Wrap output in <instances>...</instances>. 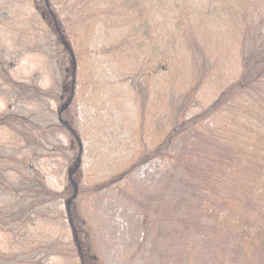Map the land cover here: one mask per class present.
I'll use <instances>...</instances> for the list:
<instances>
[{
    "label": "rangeland",
    "instance_id": "374dc122",
    "mask_svg": "<svg viewBox=\"0 0 264 264\" xmlns=\"http://www.w3.org/2000/svg\"><path fill=\"white\" fill-rule=\"evenodd\" d=\"M176 1L184 16L178 20L156 13L145 15L154 27L153 40L164 47L155 54L151 40L142 46L145 37L133 31L132 17L120 5H114L115 12L99 21L97 11L96 22L76 11L80 0H0V63L13 82L54 98L22 104L19 110L32 122L29 125L48 131L44 138L50 143L45 151H38L35 135L28 134L32 143L22 133L0 130V213L6 217L0 226V243L6 252L13 249V253H23L21 258L36 256L38 261L45 258L42 253L46 258L60 255L47 264H80V257L86 258L85 264H260L248 247L224 243L231 237L224 224L216 227L209 222L197 236H186L187 230L174 219L183 213L185 204L199 203L196 196L220 204L237 190L248 201L249 191L252 202L260 191L264 200L263 185L255 189V175L247 172L264 158V140L249 136V122L244 124L243 119L232 125L234 134L224 133L225 115L217 119V126H207L214 136L224 137L220 155L226 158L224 164H216L222 182L211 187L212 193L196 191L191 182L184 184L182 177L168 172L157 158L131 170L135 152L142 153L145 141L150 144L160 136L161 119L167 111V103L152 99L150 111L145 112L139 85L134 88L128 81L142 69L144 60L155 55L154 63L160 68L165 63L163 70H170L169 76L161 74L159 79L171 82L172 101L180 92H189L193 68L189 70L186 61L196 60L193 47L203 48L198 57L210 59L211 66L218 64L217 69L224 67L227 75L225 84L212 82L195 94L210 104L220 87L237 80L233 79L244 45L242 37L231 35L237 49L227 51L231 46L224 27L231 25L239 35L244 27L254 37L264 27V0ZM200 7L198 20L187 16L189 10ZM223 11L227 14L217 15ZM230 13L234 15L229 18ZM165 39L173 41L165 44ZM176 40L184 41L181 50L173 49ZM165 49L168 54H162ZM129 53L135 58L129 60ZM63 64L71 71L67 77ZM5 90L9 89L0 79V116L16 110L15 97L4 95ZM56 131L60 132L57 136ZM197 143L205 147L212 143L215 148L219 142L200 137ZM122 174L125 179L108 185L111 177ZM31 179H37L35 188L55 200L44 206L38 204L40 200H30ZM35 205H41L32 215L36 221L12 222L20 208L28 211ZM258 215L253 214V219ZM176 232L185 234L176 236ZM189 244L193 245L187 250ZM170 246L175 250L165 257L164 250Z\"/></svg>",
    "mask_w": 264,
    "mask_h": 264
},
{
    "label": "trees",
    "instance_id": "16d2710c",
    "mask_svg": "<svg viewBox=\"0 0 264 264\" xmlns=\"http://www.w3.org/2000/svg\"><path fill=\"white\" fill-rule=\"evenodd\" d=\"M61 1L62 0H56V2ZM149 2L152 4V8ZM64 4L66 3L64 2ZM114 5H120V10L126 11L128 16L132 17L133 24L131 28H133L134 32L141 33V36L145 37L142 46H144L146 40H151L155 48V54L157 51L163 50L164 47L153 40L151 34L154 27L145 15L156 13V15L161 17H171L174 20L184 17L181 14L180 4L177 3L176 0H80L76 11L81 14L92 16L90 20H95L97 22L94 14L99 11V21L103 17L115 12L114 7L116 6ZM261 6L262 5L259 4V7ZM201 10L203 11V7L196 9L192 8V10H189L190 13H188L187 16L193 17L194 20H198L195 16H197L196 13ZM225 13L226 11H223L217 15L224 16ZM230 14L229 18L234 15V13ZM151 21L154 23V19ZM247 22L249 25V20ZM244 23H246L245 20ZM262 24L264 25V21ZM224 28L227 29V34H229L227 40L229 46H231L227 51H231V48L234 50L237 49L235 41L233 42L231 39V35L242 37V44L244 45L242 51H240V65L237 67V71L235 70L237 73L236 77L233 79L237 80L231 82L226 88H224L225 86L223 88L220 87L217 96L210 104L207 100L196 98L195 94L198 91H202L209 83L212 84V82L219 81L220 84H225L226 79L224 77L227 76L226 70L224 67L217 69L216 66L218 64L213 66H211V64L209 65V62L212 63L210 59L203 60L199 58L200 52L203 53L204 49L198 46L193 47V52L197 55L196 60H192L191 63L190 61H186L189 70L191 67L193 68V76L191 75L189 78V92L187 94L180 92L176 98L177 100L174 99L169 101L170 95L168 89L171 82L167 78H164L162 81L159 77L161 74H164V77L169 76L167 72L170 70H163L165 63L161 64V68L157 63H154L155 60L157 61V56L155 55H150L146 63L144 60L142 69L135 74L133 79L130 78L128 80L134 88L139 85V99L143 102V109L145 112L150 111L152 99L160 101L163 104L167 103V105H165L167 111L161 119L160 136L157 139H152L150 144L145 141L142 146V153L139 150L135 152V158L131 161V170L135 169L134 171H136V166L140 164L144 165L148 161L157 158L159 161L165 163L168 172L175 174L177 177H182V182L184 184L191 182L196 187V191L206 190L207 193H212L211 187L217 186L222 182L220 179L221 176L217 174L219 171L216 169V164H224L226 158L220 155L221 151L223 152L220 141L224 137L218 138L214 136L213 131H209L207 126L211 124L217 126V119L225 115L224 125L226 126L223 127L224 133L231 134L232 132L234 134L232 125L234 126L237 123H241L244 119V124L249 122V124H247L249 136L254 135V137L257 136L264 140V27L258 29L259 31L256 33V37L253 35L249 36V33L244 31V27L240 35L231 25L225 26ZM172 41V39L171 41H166L165 39V44ZM174 45L173 49L181 50L185 43L184 41L176 40ZM164 52L168 54L167 49H165L162 54H164ZM127 58L132 60L135 56L129 53ZM75 59H78V57L76 56ZM75 59H73V61ZM62 68L65 77L71 74V71L65 70L64 64ZM77 68V66L75 68L74 64L73 75L75 79H77ZM9 70H11L10 67ZM228 72L229 71H227V73ZM92 74L94 75L95 72ZM0 79L4 80L6 87L9 89L5 90L4 95L10 94L15 97V101L21 103L17 104V102H15L14 106H16V110L14 112L11 111L10 114L5 113V115L2 114V116H0V130L10 129L16 133H22V136L26 137L28 142L32 143H34V139L33 137H29V135H35V139H37L39 144H37L39 147L38 151H45V148H48V144L50 143H46L44 138L48 131H44V129H40L36 125H29L28 123L32 122L23 118L24 115L19 110L22 104L28 106V104L37 103L43 98H50L51 100H54V98L47 93H43L39 89L29 88L26 85L13 82L9 76L8 70H6L5 66L1 63ZM140 81H143V83L141 84ZM152 106L158 107L153 101ZM18 107L19 109H17ZM59 133V131H56V136L59 135ZM200 137H206L208 140L212 138L214 142L219 143L215 145V148L212 143L211 146L205 147L204 143H197ZM189 141L193 144H188ZM147 145L150 146V148L147 147ZM260 159V163L253 164V168H250L247 172L250 176L253 174L255 175V189H259L261 188L260 185H263V190L264 158ZM19 162L20 164H25V160H19ZM22 169L25 171L27 168L24 166ZM222 170L224 171V169ZM133 172L131 171V173ZM10 174H12V172H10ZM125 175L126 174H122L111 177L108 181V185L122 181L125 179ZM29 182H31V185H28L27 192L30 200H40L38 204H42L43 206L49 204L50 200H55L51 194L42 192L40 187L35 188L37 179H31ZM106 185L103 186L105 187ZM98 186L99 184H95L96 188H98ZM261 195L262 193L259 191V193L255 195L256 200L251 202L249 191L247 201L245 198L244 200L241 198L239 190H237V192H233L231 197L225 199V201L220 200V204L211 202L209 199L202 201L196 196L199 203L196 205L193 203L189 205L185 204L187 206L185 210H183V213L180 212V215L174 217V219L179 225L183 226L184 231L187 230L186 236L191 233L197 236L200 230L206 229L209 222L215 223L216 227L221 226L220 224H224L231 235L224 243H230L233 246L240 244L248 247L252 250V256L260 260V264H263L264 200ZM193 197L195 198L194 194ZM46 198H48V200ZM72 199H75V195ZM39 207H41V205H35L27 211L23 206L17 214L11 217L12 222H15L14 224H19L24 220L31 221L32 215L37 212ZM223 212H227V214ZM257 212H259V215L253 219V214ZM5 219L6 217L0 213V226L5 224ZM226 220L232 222L226 224ZM32 221H36V219ZM154 232L153 230L151 235H154ZM174 234L176 236H183L185 233L179 235L176 232ZM192 245L193 244H189L187 250H190ZM52 248L55 247L53 246ZM174 250L175 247L173 248L171 246L165 249V257L171 255ZM7 252L4 250L3 243L1 242L0 264H47V260L50 262L54 258L60 257V255L57 254L53 257L50 256L51 258H46L45 253H42V258H45L38 261L36 256H33L34 258H21L19 255H23V253H13L15 252L13 249H9ZM26 255L27 254L24 253V256ZM85 260V257H80V264H85Z\"/></svg>",
    "mask_w": 264,
    "mask_h": 264
}]
</instances>
